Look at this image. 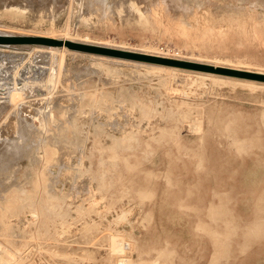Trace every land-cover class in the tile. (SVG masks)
I'll list each match as a JSON object with an SVG mask.
<instances>
[{
    "label": "rangeland",
    "instance_id": "1",
    "mask_svg": "<svg viewBox=\"0 0 264 264\" xmlns=\"http://www.w3.org/2000/svg\"><path fill=\"white\" fill-rule=\"evenodd\" d=\"M122 1L126 0H107L108 5L111 2L112 6H108L110 11L103 14L102 11L95 10V8L90 6L93 12L85 0H0V35L54 36L59 39L67 37L68 39L88 44L204 63L213 67L232 70L233 72L225 73L180 68L188 71L173 73L160 71L158 73H151L147 67L149 64L154 63L99 53L95 54L93 52L85 53L86 51L82 52L70 49L65 45L66 49L64 50L62 49L63 46L48 44H0V110L1 112L3 111L2 114L0 112V118L6 113H9V115L12 113L11 116H13L11 94L18 89L22 90L23 96H25L23 103L26 107L39 109V106L42 107V103L47 101V103H44L45 105L43 104L44 109L49 107L46 110L40 107L42 112H48L54 106L55 108H59L60 106L63 110L68 108L66 109V117L67 121H69L70 116L71 120L73 118L72 122H70L71 125L74 124L76 116L82 115L81 117L85 121L88 122L91 119L98 124L100 123L106 130L115 131L117 134L123 128L129 132H135L137 138L132 141V147L126 150L127 154H125L130 156L133 167H129L123 159H119V166L114 176L116 179L128 176L124 182L119 180L123 184L118 183V190L121 188L129 190L127 196H125L126 204L123 207L125 213L122 214V212L116 211L114 213L116 215H112L111 220L114 222V227L131 231L139 246L144 249L155 245L164 247V245L166 246V239L170 241L169 248H173L175 251L174 264H208L211 252L214 249L210 238L204 231L195 227L196 218L183 213L168 203L165 193L168 185L167 177L169 169L189 168L194 170L199 155H203L207 159L205 161L206 166L213 163V167L219 172L218 178L223 180L221 189L229 193V207L234 210L233 213L241 217V235L238 236V240L241 242V251L239 250L238 252V258L235 261H230L228 264H264V237L250 244H244V232L248 225H253L258 217H264V165L259 166L255 162V159L258 157L264 160V148L239 153L236 148L231 147L229 138L226 135L220 134L213 127V118L217 116H221L225 124L227 122L232 125L237 123V118H241L243 126L248 129V131L241 132L242 137L246 138L252 134L259 133L264 138V28H262L264 25V1L234 0L235 2L233 3L232 0H226V2L225 0H216L217 4H215L217 6L214 5L215 8H213L214 6L212 5L213 9L211 10L209 5H204L198 10L202 20L200 21V29L198 32H195L196 42L188 44L180 43L174 35L169 33L156 32L155 10H148L136 3L118 5ZM85 3L87 4L85 5ZM14 7L18 8L15 9ZM233 9L238 11L235 13ZM212 10L219 11L220 13L218 12V14L214 11L213 14ZM255 13L256 16L254 15ZM244 16L246 17L244 18ZM234 17H238V19L229 20ZM52 46L57 47L59 50L53 52L51 50ZM34 47L38 50L34 49ZM32 54H34V57H32ZM49 58H51L50 61L52 62L49 61ZM116 58L118 59L116 60ZM135 62H138V64ZM139 63L142 64L140 65ZM60 64L61 66H58ZM30 65L34 66V68L31 67V70L29 69ZM17 67H20L21 70L27 68V71L29 72L30 70L31 72L28 73L25 70L27 76L24 74L25 77L22 75L15 77ZM51 72L55 78H53V75L51 76ZM49 78H52V80L51 83L47 84ZM76 79L78 82L75 81ZM90 80L92 81L90 82ZM96 80H98L97 83H95ZM84 81L88 82V84H80ZM70 84L72 86L74 84L78 85L73 89L69 88V90L68 86ZM94 87H98L100 91H111L114 96H118L120 90H124L125 92L128 90L127 95L129 96L141 95L144 99L152 101L154 111L150 116H144L139 105L132 107L130 103H122L115 100L114 97L112 115L101 110L92 113L90 111H83L84 114H80L83 110V103L88 101V97L82 93L87 89L92 90ZM70 94H73L70 96L72 100L70 98L68 100V95ZM154 94H157V96ZM66 97V100L63 99ZM38 99L41 100L39 101ZM73 100L74 103L71 102ZM34 101H37L39 106ZM67 101L70 102L68 103ZM77 110L79 111L77 112ZM185 111L189 112L190 119L183 118L182 113ZM173 112L175 116L171 118L170 114ZM8 119L11 118L8 117ZM18 120L13 119V122L15 121L16 123L17 121L16 125L21 127L27 124L24 121V125L23 123L19 124ZM38 120L37 117L35 121L40 125V121ZM6 121H2L1 124L4 126L5 124L6 126L9 125L7 123L10 122ZM32 123L28 121L27 126H33ZM67 123H64L62 130L58 128L61 133L64 132L63 134H59V132L53 134L56 130L49 131L48 133L50 138L53 139V143L56 144V161L60 164L63 162L62 167V164L58 163L61 168L57 164L52 165L54 171L53 173L50 172L51 176L55 174L53 176L56 179L52 177L55 181L57 180L56 182H61L64 178L68 177L69 179L67 178L64 181L68 190L71 179L73 181L76 178H80L78 175L80 174L79 165L77 166L76 164H78L83 150L81 149L82 145L78 146L80 144L78 141L79 133L77 135L74 128H66ZM174 124L177 125L176 129L182 148H176L173 139L162 134L164 129H169ZM194 124H200V128H193ZM64 128L66 130H63ZM38 129L41 130V128ZM16 130L17 127H14V130L11 129L12 134L9 131L5 132L7 134L4 133L6 137L11 136L13 140H2V144L7 143V141L10 142L6 145L11 144V147L7 146L8 148H3V154H7V149L10 150V148L14 147H12L13 143L18 145V147L25 146L24 148L27 146L26 140L28 142L30 140L28 146L33 145L31 142H34V145L37 144L36 140L40 132L36 129L27 131V134H23V132L21 134L19 128L20 138L19 133L15 134ZM35 130L36 133H34ZM73 132L75 138H73V134L71 137V133ZM30 135L32 139H30ZM5 136H2L0 139ZM53 136H59L62 139V141L60 139L61 143L57 141V137L54 142ZM66 138L68 139L66 140ZM23 139L26 145L25 142L21 143V140L24 141ZM63 139L66 141H64L62 146L60 144H62ZM69 139L73 140L70 142ZM51 140L50 142L52 143ZM19 142L22 144L21 146ZM69 143L73 144L69 146L70 149L67 147ZM64 144L68 145L64 146ZM74 144L77 145V147L75 146L77 149H75ZM34 145L33 148H36ZM90 146L91 143L89 144ZM72 147L74 148L72 149ZM65 148L66 150L69 149V151L67 150L68 152L72 151L71 156L69 153H66ZM61 150L63 151L61 152ZM199 150H203L204 152ZM1 151L2 146L0 153H2ZM73 152L75 156L72 155ZM58 155H61L60 158ZM97 160L98 157L95 156L94 168H96ZM4 161H6V158L2 162ZM53 161L56 163L55 159ZM68 164L70 165V167L68 166L70 169L65 168ZM24 165L25 161L21 159L13 167L14 171H12L13 168H9L11 172L8 169L9 174H7L8 172L6 174L10 176L7 177L6 175V181L19 179L23 174L24 170L21 168ZM74 168H77L75 169L76 171ZM66 170H68V174H65L67 173ZM17 171L19 172L15 173ZM202 173H205V170ZM171 174L173 177L178 178L177 181L171 182L173 183L169 188L171 190H177L179 187L193 181L195 182V175L192 173L176 170ZM245 174L248 180L244 183L242 179ZM87 175V178L86 175L82 177L90 181V175ZM11 178L14 179L11 180ZM240 179L241 188H237V182ZM94 186H97V182L94 183ZM142 188H152L156 194L140 198L138 192ZM94 192H96V196L101 200L100 192L97 189ZM237 192L239 193L237 194ZM237 196L241 197L239 201H236ZM77 202L79 203V201ZM105 205L107 203L103 200L97 205L100 212L106 209ZM30 215L27 212L21 218H17V216L11 217L14 229H24L29 233H55V237L58 240H49L48 242L53 243L51 247L57 251V254L46 252L34 241L35 244L30 245L19 253L21 258L19 264H99L100 261L102 262L101 257L106 255L104 247H101L100 252L97 254L99 256L98 263L85 259L86 250L84 249L87 248L85 241L90 235L82 231L80 221H75L70 216L68 218L71 222L70 226L65 225L63 227L61 222L63 218L60 216L58 218V216L51 215L44 223V215H40L38 219H31L32 215L31 217ZM71 215L73 217L79 216L75 209L72 210ZM95 215L97 220H100V215L96 213ZM122 218L123 220H121ZM27 219L29 222H27ZM125 243L126 249L132 250L134 246L133 240L127 239ZM232 248H234L233 245ZM133 255L136 263L137 252H134ZM69 258H72V260Z\"/></svg>",
    "mask_w": 264,
    "mask_h": 264
},
{
    "label": "bare ground",
    "instance_id": "2",
    "mask_svg": "<svg viewBox=\"0 0 264 264\" xmlns=\"http://www.w3.org/2000/svg\"><path fill=\"white\" fill-rule=\"evenodd\" d=\"M85 1L89 5L88 7L91 6L92 8H95V10L96 9L100 10V11H102L103 14L110 11V8L108 6H110V7L112 6L111 2H110V5H108L107 0H85ZM252 1H257V0H252ZM260 1H264V0H260ZM225 2H226V0H225ZM232 2L234 3L235 1L232 0ZM16 3H17V1H16ZM18 3H20V2H18ZM87 3H85V5ZM133 3L142 5L145 8H147L148 10H152V9L155 10V17H156L155 20L157 23L156 32H160L163 34L169 33L171 35H174V37L182 44H188V43H195L196 42L195 41V37H196L195 32H198V30L200 29L199 28L200 21L202 20L201 19L202 17L199 15L198 10L200 8H202L204 5L205 6L209 5L210 7L212 5L217 6L216 0H129L128 3L126 0V1H122L121 3L119 2L118 5L133 4ZM249 4H250V2H249ZM251 4H252V2H251ZM115 5L117 6L116 2H115ZM5 6H6V4H5ZM10 6H12V5H10ZM10 6H9V8H10ZM215 6L213 8H215ZM91 7H90V9H91ZM248 7H250V6H248ZM17 8H15V9H17ZM213 8L211 7L210 10ZM208 10H209V8H208ZM210 10H209V13H210ZM212 11H213V14H214V11H215V13L219 12V11L216 12V10H212ZM233 11L236 13L238 10L235 11L233 9ZM250 12H251V9H250ZM209 13H208V15H209ZM87 14H89V13H87ZM254 15L256 16V13ZM245 17L246 16H244V18ZM233 19L234 20L238 19V17L230 18L229 20H233ZM255 19H256V17H255ZM209 21H210V19H209ZM221 22H222V20H221ZM232 26L234 27V25H232ZM240 26H238V27H240ZM262 28H264V25ZM209 29H210V27H209ZM233 33L235 34L234 31H233ZM4 36H6V35H4ZM51 37L55 38L54 36H51ZM63 40H68V38L66 37ZM69 40H72V39H69ZM3 45H7V44H3ZM62 46H63L62 49L65 50L66 47L64 45H62ZM35 48L36 47H34V49ZM51 50H53V52H57L59 49L57 47L52 46ZM85 53H87V52H85ZM81 54H84V53H81ZM95 54H97V53H95ZM3 55H5V54H3ZM46 56H47V54H46ZM32 57H34V54H32ZM99 57L103 58L104 56H99ZM38 59H39V57H38ZM50 59L51 58H49V61H50ZM108 59H110V58L108 57ZM111 59H113V58H111ZM117 59L118 58H116V60ZM114 60H115V58H114ZM121 61H123V60H121ZM50 62H52V61H50ZM128 62H130V61H128ZM136 64H138V62ZM58 66H61V64ZM31 67L32 66L30 65L29 66L30 70L32 68H34V66L32 68ZM147 69L151 73H154V72L158 73L160 71H164V72L166 71V72H171V73L178 72V71H181V72H187L188 71V70L180 69L177 67L162 66L159 64H149ZM22 70L20 69V67H17V69L15 71V77L17 75H22L23 77H25L24 74L26 75L27 68L24 69L23 72H22ZM30 70H29V72H31ZM35 70H37V69H35ZM24 71H25V73H24ZM52 72L50 73L51 76L53 75ZM48 76H49V74H48ZM75 76H76V74H75ZM152 76H153V74H152ZM53 78H55L54 75H53ZM49 79L47 81V84L49 82L51 83L52 78L50 80ZM56 79H58V78H56ZM56 79H55V81H56ZM77 79H78V77H77ZM77 79L75 80L76 82H78ZM187 80H189V79H187ZM79 81H80V79H79ZM91 81L92 80H90V82ZM97 81L98 80H96L95 83H97ZM215 81H216V79H215ZM220 82H222V81H220ZM58 83H59V81H58ZM201 83H202V81H201ZM80 84L86 85V84H88V82L84 81ZM198 84H199V82H198ZM76 85H78V84H76ZM76 85L74 84L72 86L70 84L69 86L68 85L67 86H68V89L69 88L73 89L74 87H76ZM165 85H167V84H165ZM174 85H175V83H174ZM56 88H57V86H56ZM65 88H66V86H65ZM51 89H53V87H51ZM54 89H55V87H54ZM150 89H151V87H150ZM165 89H166V86H165ZM157 90H158V88H157ZM127 91L128 90H126V92L124 90H120L118 93V96H114V94L111 91H108V90H101L100 91L98 87H94L92 90L87 89L82 94L88 97V101L83 103V110L80 112V114L83 113V111H86V112L90 111L92 113V112H95L97 110L106 111L109 114H111L113 109H114L113 103L115 100L121 101L122 103H128V104L130 103L132 105V107L139 105L141 112L144 116H150L153 113L154 109H153L151 100H146L141 95L129 96V95H127ZM201 91H202V89H201ZM72 92H73V90H72ZM71 95H73V94L68 95L69 97L67 96L68 100H69ZM155 96H157V94ZM24 97L25 96H23L22 90L16 89L14 92H12V94H11V103H12L11 110H13V116H11L12 113L10 115H9V113H6L2 118H0V138L2 136H5L4 133L7 131H9V133L12 134L11 129L14 130V127L15 128L17 127V130H16L17 132L15 131V134L19 133L18 132L19 128H20L21 134H22V132H23V134H27V131H29L31 129L37 130L38 128H41L42 131L38 129L37 131L40 132V135L38 134L39 137H37L35 135L38 138L36 140L37 144L34 145L35 143L31 142V144H33L34 147H36V148H33V145H29L33 149L29 148L28 143L30 142V140L28 142V140H26V138H27L26 137V138H24L27 141L26 148H24L25 146L24 147H18V145L13 143L14 145L12 144V147L13 146L14 147L10 148V150L7 149L8 150L7 154L6 153L3 154L4 153L3 148L10 146L11 144L6 145L10 141H7V143L2 144V140H4V139L10 140L11 139V141H12L13 138H11V136H9V137L5 136L2 139H0V149L2 146V151H1L2 153H0V237H1L0 238V264H19V261L21 259L19 256V253L24 251L30 245L35 244V242H37V245L42 247V249H44L46 252H50L51 254H57V251L51 247V244H53V243L48 242L49 240H54V241L58 240L55 237V233H49V232L29 233L27 230H24V229H18V230L14 229V226H13L10 218L14 217V216H17V218L18 217L21 218V216L23 214H26L27 212H29V214L32 215V217L30 215L31 219H35V218L38 219V218H40V215H44V217L42 216L44 223L51 217L52 213H54L53 215L58 216V218H59V216L63 218V220L61 221L63 227L65 225L70 226L71 222L68 219L70 216L75 221H80L82 224V231L84 233L90 235L88 237V239L85 241V244H87V248L84 249V250H86V255L84 256L85 259L92 260V261L98 263L99 256L97 254H98V252H100L101 247L105 248L106 255L104 257H101L102 262L100 261L99 264H174L175 251L173 250V248H169L170 241H168L166 239V241H165L166 246L164 245V247H160V245L159 246L155 245V246H149L147 249H144L143 247L139 246L138 241L136 240L135 236L133 235V233L131 231H128L126 229H118V228L114 227V225H113L114 222H113V220H111L112 215L113 216L116 215V214L114 215V213L116 211L122 212V214L125 213V210L123 209V207L126 204L125 196H127L129 190L127 188H121L120 190H118L119 189L118 183H120L121 181L124 182L125 179L128 178V176H123L122 178L120 177L119 179L114 178V176H115V172L119 166V159H123V161L125 162L126 165H128L129 167H133L132 161L130 160V156L125 155V154H127L126 150H128L132 147V141L137 138L136 133L135 132H129V131L125 130V128H123L120 131V133L117 134V132H115V131L106 130L105 128H103L100 125V123L98 124L91 119H89L88 122L85 121L81 117L82 115L76 116L74 124L71 125L70 122H72L73 118L71 120L70 119L71 116H70L69 121H67V117H66L67 116L66 109H68V108H65V110H63L60 106H59V108H55V106L53 108L50 105V107H52L53 109H51L48 112H45V111L42 112L41 108L44 109L43 104L45 102L47 103V101H45L44 103L41 102L42 103V107H41V106H39V104L37 102L38 100L40 101L41 99H38L36 102L39 106V109L38 108L35 109L34 107L33 108L32 107H26L24 105V103H23ZM67 97L63 98V99L66 100ZM114 97H115V100H114ZM49 99H50V97H49ZM49 99H48V101H49ZM76 99H78V98H76ZM154 100H155V98H154ZM56 101H54V102L56 103ZM58 101H59V99H58ZM172 101H173V99H172ZM29 102H30V100H29ZM71 102L74 103V100ZM35 103H33V104L35 105ZM62 103H63V101H62ZM37 104H36V106H37ZM70 104L72 105V103H70ZM80 104H82V103L80 102ZM31 105H32V103H31ZM154 106H156V105H154ZM48 107L45 108L44 110L48 109ZM65 107H67V106H65ZM1 108H2V106H1ZM69 108L71 109V107H69ZM78 111L79 110H77V112ZM0 112H1V110H0ZM2 112H1V114H2ZM131 112H132V110H131ZM70 115H72V114H70ZM189 115L190 114L188 111H185L182 113V116L184 119H190ZM174 116H175L174 112L172 114H170L171 118H174ZM8 117L11 119H8ZM37 117L39 119L38 121H40V125H38V123L35 121L37 119ZM13 119H17V120L19 119L18 120L19 124H22L23 121L27 122V124H28V121H31V123L33 122L32 123L33 126L32 125L27 126V124L24 125V123H23L24 126L21 127L19 125H16L17 121L15 123V121L13 122ZM6 120L10 122V123H7L9 125L6 126V124H5V126H4L3 124H1L2 121L5 122ZM213 121H214L213 127L217 131H219L220 134L226 135L229 138V143H230L231 147L236 148V150L239 153L246 152V151H254L255 149L264 148V142H263L264 138L259 133L258 134H252L250 137L247 136L246 138L241 136V132L248 131V129L243 126V124H242L243 120L241 121V118L236 119L237 123L235 125H232V124L227 123V122L225 124L224 120L221 116L220 117L217 116L216 118H213ZM64 123L68 124L66 128H69V129L74 128L76 130L75 132H77V135L79 133L78 141L80 144H78V146L82 145V148L81 147L80 148L83 150L82 153L80 152L81 155H80L78 164H76L77 166L79 165L80 174H78V175L81 179L79 178L80 179L79 180L76 178L73 181L71 179V182H69L70 188L68 190L66 189V185L64 182L65 179H67L68 177L64 178V180H62L61 182H59V181L56 182L57 180L55 181L56 178H55V176H53L55 174H52V176L55 179H53V177L51 176V173H53V171H54L52 169V165H56V164L58 165L59 162L56 161L57 160V158H56V154H57L56 144L53 143V139L50 138L49 133H48L49 131L56 130V131H54L53 134H56V132L57 133L59 132V134H63L64 132L61 133L60 129H58V128H61V130H62V128H63L62 126L64 125ZM1 125H3V126H1ZM31 126H32V128H31ZM176 127H177V125L174 124L171 128L164 129L162 134H163V136L171 137L173 139L175 145H176V148H182V145L179 142V136H178V132H177ZM66 128H64L63 130H66ZM193 128H196V129L200 128V124H194ZM36 130L34 133H36ZM72 131H74V130H72ZM30 133H31V131H30ZM5 134H7V133H5ZM72 134L74 135V132L71 133V137H72ZM56 137L57 136L54 137V142H55ZM58 137L56 139L59 142L61 139L60 138L61 136L59 138ZM19 138H20V133H19ZM73 138H75V135ZM30 139H32L31 135H30ZM67 139L68 138H66V140ZM25 140L24 141L21 140V143L22 142L24 143ZM50 140L52 141V143L50 142ZM66 140L63 139V142L60 145L63 146V143ZM72 140L73 139H71L70 142ZM57 141H56V143H58ZM61 141H62V139H61ZM61 141H60V143H61ZM74 141H75V139H74ZM21 143H20V146L23 144V143L22 144ZM72 143L71 144L69 143V145L66 144V145H68L67 147H69L70 145L72 146L73 145ZM90 143H91V146L89 147ZM53 144H55V145H53ZM25 145H26V142H25ZM58 145H59V143H58ZM66 145L64 144V146H66ZM75 146L77 147V145L74 144V147ZM74 147H72V149ZM76 147H75V149H77ZM57 148H58V146H57ZM61 149H63V148H61ZM69 149H70V147H69ZM69 149H67V150L69 151ZM65 150H66V148H65ZM65 150H64V152H65ZM67 150H66V153L67 154L69 153V155H70L72 153V151L68 152ZM78 150H79V148H78ZM62 151L63 150H61V152ZM199 151L204 152L203 150H199ZM8 152H10V153H8ZM66 153H65V155H66ZM78 153H79V151H78ZM148 153H149V151H148ZM197 154H200V153H197ZM65 155H63V156H65ZM72 155H74V152ZM60 156H59V158H60ZM63 156H62V159H63ZM95 156L98 157V160L96 161V168H94ZM5 158H6V161L2 162ZM21 159L22 160L24 159V161H25V165L23 166V168H21V166H20V168L24 170L23 174L19 177V179L16 178V180H15L14 178H11V180L12 179H14V180L6 181V178L8 176H10V175H7V174H9L8 169L9 168L12 169L14 166H16L18 164V161H20ZM54 159H55L56 163L53 161ZM206 160L207 159L203 155H199V159H198L197 165H196L194 170H191L189 168H184V169H178L176 167H175L176 169L170 168L169 172H168L169 175L167 177L168 185H167L166 190H165L166 199H167L168 203L175 206L177 209L181 210L183 213H186L188 215H192L193 217H195L196 218L195 227L197 229H202L204 231V233L210 238L212 245L214 246V249L211 252L208 264H224V263L228 264L230 261H233V260L235 261L238 258L239 250L241 251V242L238 240V236L241 235V217L238 214L233 213L234 210L231 209V207H229V201H230L229 193L226 191H222V189H221L223 186V180L218 178L219 172L216 171L217 169L213 167V163H211L209 166H206V164H205ZM255 162L259 166L264 165V160L260 157L256 158ZM51 163H54V164H51ZM61 164L60 165L62 167L63 162ZM60 165H58V166L60 167ZM70 165H72V164L70 163ZM70 165L68 164L67 167H65V168L68 169L70 167ZM76 165H75V167H77ZM64 166H66V165H64ZM16 168H15V170H16ZM72 169H73V167H72ZM75 169H77V168H74V170ZM176 170L185 171L187 173L194 174L195 175V178H194L195 182L192 180L193 181L192 183H189L185 186L179 187L177 190L169 189L171 187L170 185L173 184L171 182L178 180V178L173 177L171 174ZM204 170H205V173H202V171H204ZM9 171H10V169H9ZM12 171H14V168L12 169ZM66 171H67V173H65V174H68V170H66ZM18 172L19 171L15 172V173H18ZM60 172H61V170H60ZM77 172H78V170H77ZM91 172H94L96 174L91 173ZM15 173H13V174L15 175ZM70 174H72V173L70 172ZM70 174H69V176H70ZM87 174L90 175V178H89L90 181L86 179L88 177ZM6 175H7V177H6ZM85 175H86V178L83 179L84 177H82V176H85ZM76 177H78V176H76ZM246 177H247V175L245 174L244 178L242 179V181L244 183L247 182V180H248V178H246ZM8 180H9V178H8ZM59 180H61V179L59 178ZM119 180H121V181H119ZM95 182H97L96 187L94 186ZM120 184H123V183H120ZM245 185L247 186V184H245ZM67 188H68V186H67ZM237 188H241V179L237 182ZM96 189L100 192L101 200L95 194L97 191L94 192ZM238 193L239 192H237V194ZM154 194H156V192L152 188H142L138 192V195L140 198L153 196ZM240 199H241V197L237 196L236 201H239ZM102 200L106 201L107 205H105L106 209H104L102 212H100V209L97 208V205L100 204V202H102ZM77 201H79V203ZM73 209H75V211L78 213L79 216L73 217L71 215ZM95 213L100 215V220H97ZM118 215H119V213H118ZM121 220H123V218ZM27 222H29L28 219H27ZM15 224H17V223H15ZM37 225H39V223H37ZM58 227H59V225H58ZM235 236H237V237L234 239ZM262 237H264V217L263 216H261V218L258 217L255 220V222L253 223V225H248L246 231L244 232V244H246V245L250 244L251 242L259 240ZM127 239L133 240V242H134L133 243L134 246H133L132 250L131 249L128 250L125 247V244H126L125 241ZM130 245H129V247H131ZM232 245L234 248H232ZM134 252H137L136 263H135V259L133 258ZM38 257H39V255H38ZM69 259L72 260V258H69ZM46 263H48V262H46Z\"/></svg>",
    "mask_w": 264,
    "mask_h": 264
},
{
    "label": "water",
    "instance_id": "3",
    "mask_svg": "<svg viewBox=\"0 0 264 264\" xmlns=\"http://www.w3.org/2000/svg\"><path fill=\"white\" fill-rule=\"evenodd\" d=\"M0 44H48V45H65L70 49L99 53L104 55L116 56L131 60L142 62L160 64L164 66H172L178 68L199 69L204 71H218V72H233L222 67H213L212 65L198 63L180 58L148 54L144 52H137L131 50L117 49L107 46H100L95 44H88L74 40H63L48 36H35V35H19V36H4L0 35ZM249 75V74H248ZM256 76V75H255Z\"/></svg>",
    "mask_w": 264,
    "mask_h": 264
}]
</instances>
